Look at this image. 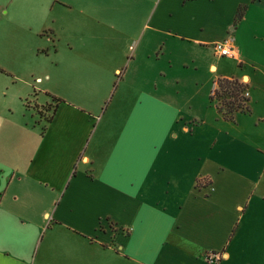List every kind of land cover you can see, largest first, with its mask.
Masks as SVG:
<instances>
[{
	"label": "crops",
	"instance_id": "crops-1",
	"mask_svg": "<svg viewBox=\"0 0 264 264\" xmlns=\"http://www.w3.org/2000/svg\"><path fill=\"white\" fill-rule=\"evenodd\" d=\"M10 22L51 35L46 76L66 93L0 63V264H264L261 171L219 159L139 56L166 36L230 37L240 62L264 63V0H0ZM125 32L144 39L132 75Z\"/></svg>",
	"mask_w": 264,
	"mask_h": 264
},
{
	"label": "rangeland",
	"instance_id": "rangeland-1",
	"mask_svg": "<svg viewBox=\"0 0 264 264\" xmlns=\"http://www.w3.org/2000/svg\"><path fill=\"white\" fill-rule=\"evenodd\" d=\"M36 32L35 28L24 27L15 22L1 28L0 63L6 68L16 69L22 73L26 70L22 75L36 87L48 86L50 89L54 87V91L66 93L65 89L60 88L61 79L52 77L48 79L46 76L52 72L51 35L48 38H45V35L40 38ZM127 33L125 32L127 41L122 48L124 54L121 66L123 70L127 68L128 74L132 75L136 72L135 62L132 61L130 65L128 63L132 54H136L137 40L144 39L143 37L132 39V34L129 36V32ZM142 44L139 49L142 48ZM46 47L49 54H46ZM145 48L139 56L144 57L148 53L151 57L152 66L149 68L154 72L157 93H168V96L181 107L182 116H185L183 119L187 121L189 116L194 115L195 119L203 124L200 131L212 132V136L216 138L214 151L218 153L219 159L227 164L232 162L236 167L240 164L250 172L257 169L258 173L260 170L261 174L256 177L264 188V63L259 59L255 63L252 61L242 63L237 58L217 55L213 46L207 43H196L173 36H166L161 42L155 40ZM139 59L141 58L137 60ZM139 64L141 68L142 60ZM211 64L215 67L210 68ZM243 73L251 77L248 85L249 110L236 112L233 119H225L221 114L216 118L217 101L211 98L214 81L222 76L240 79ZM132 82L128 79L121 87L128 88ZM21 84L22 82H17V86ZM51 111L52 108L47 106L41 109L36 106L35 109L40 117H49ZM228 155L234 156L230 162L223 157ZM261 215H264V210ZM245 229L252 231L248 226L243 230ZM252 238L264 251V219L261 239L255 234Z\"/></svg>",
	"mask_w": 264,
	"mask_h": 264
},
{
	"label": "trees",
	"instance_id": "trees-1",
	"mask_svg": "<svg viewBox=\"0 0 264 264\" xmlns=\"http://www.w3.org/2000/svg\"><path fill=\"white\" fill-rule=\"evenodd\" d=\"M245 6H241L236 14V21L241 19ZM246 85L234 77H218L212 90L211 98H215L218 112L225 119H233L238 111L249 110L248 96H245Z\"/></svg>",
	"mask_w": 264,
	"mask_h": 264
},
{
	"label": "built area",
	"instance_id": "built-area-1",
	"mask_svg": "<svg viewBox=\"0 0 264 264\" xmlns=\"http://www.w3.org/2000/svg\"><path fill=\"white\" fill-rule=\"evenodd\" d=\"M215 53L219 56H227L232 58H237L236 47L230 37H226L213 45ZM248 92H245V96ZM218 259L217 254H207V261L213 264Z\"/></svg>",
	"mask_w": 264,
	"mask_h": 264
}]
</instances>
